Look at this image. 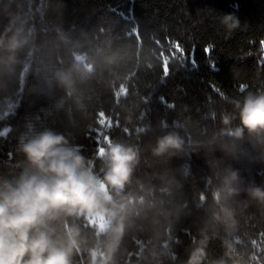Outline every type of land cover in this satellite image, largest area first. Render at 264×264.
<instances>
[{"label": "trees", "instance_id": "1", "mask_svg": "<svg viewBox=\"0 0 264 264\" xmlns=\"http://www.w3.org/2000/svg\"><path fill=\"white\" fill-rule=\"evenodd\" d=\"M261 93L264 0H0V181L30 168L25 137L52 130L123 205L110 227L107 212L52 222L57 238L78 230L71 264H187L195 247L200 264H264V200L249 193L264 190V130L230 134L236 102ZM172 133L181 149L157 155ZM114 144L136 153L119 195L101 155Z\"/></svg>", "mask_w": 264, "mask_h": 264}, {"label": "clouds", "instance_id": "2", "mask_svg": "<svg viewBox=\"0 0 264 264\" xmlns=\"http://www.w3.org/2000/svg\"><path fill=\"white\" fill-rule=\"evenodd\" d=\"M219 23L231 32L239 27L233 14L220 16ZM25 41L13 36L8 48L14 50ZM60 81L70 86V79L61 75ZM239 108L241 127L230 134L241 136L244 129L249 133L264 130V93L249 94ZM224 117V123L229 122ZM183 141L175 134H168L157 141L153 151L159 155L180 150ZM30 168L14 181H0V264H71L73 250L78 245V230L67 228L63 238L55 237L52 222L61 215H102L107 212L108 225L123 210V205L113 201L105 191V184L86 165L78 148L69 145L63 135L52 130H43L25 137L20 144ZM108 168L104 180L119 195L128 180L131 164L136 153L131 148L114 144L101 152ZM236 179L232 173L225 179L229 186ZM251 196L264 200V190L259 187L249 190ZM111 204L106 209L105 204ZM99 210V211H97ZM121 225L111 230L115 233L108 251L115 248ZM95 255V253L93 254ZM204 256L202 247H195L187 264H200Z\"/></svg>", "mask_w": 264, "mask_h": 264}, {"label": "snow or ice", "instance_id": "3", "mask_svg": "<svg viewBox=\"0 0 264 264\" xmlns=\"http://www.w3.org/2000/svg\"><path fill=\"white\" fill-rule=\"evenodd\" d=\"M177 49L179 50L178 45H177ZM206 51H207V49H206ZM167 71H168V69H167V61H165V66H164L165 75H167Z\"/></svg>", "mask_w": 264, "mask_h": 264}]
</instances>
